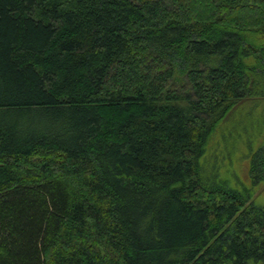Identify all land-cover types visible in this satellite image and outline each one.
Instances as JSON below:
<instances>
[{
  "label": "trees",
  "instance_id": "trees-1",
  "mask_svg": "<svg viewBox=\"0 0 264 264\" xmlns=\"http://www.w3.org/2000/svg\"><path fill=\"white\" fill-rule=\"evenodd\" d=\"M260 107L264 0H0V264H264Z\"/></svg>",
  "mask_w": 264,
  "mask_h": 264
},
{
  "label": "rangeland",
  "instance_id": "rangeland-1",
  "mask_svg": "<svg viewBox=\"0 0 264 264\" xmlns=\"http://www.w3.org/2000/svg\"><path fill=\"white\" fill-rule=\"evenodd\" d=\"M264 107H260L256 109V112H254L255 110H253L254 115L257 116H261L264 112ZM252 107L249 105H244V106H239L238 108H236L233 112V114H231V120L227 123V125L225 127H223L218 135V139L216 140V148L215 153L218 155V157H220L222 155V153L226 152L227 154L231 155L233 153V149H234V142L232 141V139H228L226 140H222V136L225 134H229L232 133L234 130H236L238 128L237 123L242 121V122H246L247 127H250V129L252 128V130H256L259 127V122L257 120V118H250V114L252 113ZM248 135H252V131L249 132ZM220 136V137H219ZM231 153V154H230ZM213 157H215L213 154L210 156L211 158V162L213 160ZM210 164V162H209Z\"/></svg>",
  "mask_w": 264,
  "mask_h": 264
}]
</instances>
